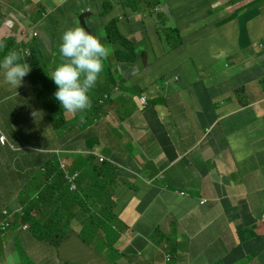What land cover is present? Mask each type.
<instances>
[{"label": "crops", "instance_id": "obj_1", "mask_svg": "<svg viewBox=\"0 0 264 264\" xmlns=\"http://www.w3.org/2000/svg\"><path fill=\"white\" fill-rule=\"evenodd\" d=\"M74 26L103 34L111 55L90 109L73 115L58 101L65 124L52 122L30 72L15 88L0 70V209L21 215L20 189L53 160L84 185L103 167L120 254L77 232L52 245L13 222L0 231V264H220L241 242L238 225L257 239L243 235L251 254L235 264H264V0H0V59L16 49L27 63L35 48L54 94L62 33ZM172 28L177 47L158 35ZM123 38L137 42L133 62L115 57Z\"/></svg>", "mask_w": 264, "mask_h": 264}, {"label": "trees", "instance_id": "obj_2", "mask_svg": "<svg viewBox=\"0 0 264 264\" xmlns=\"http://www.w3.org/2000/svg\"><path fill=\"white\" fill-rule=\"evenodd\" d=\"M116 28L117 25L115 21H113L108 27L109 30ZM169 31L170 34L168 35L159 32V36L165 45L177 47L180 42L177 45L173 44L169 41L168 37L177 34L179 31L177 29H172ZM116 42H118L119 46L116 53V58L118 61H131L136 59V41L123 38L117 39ZM27 61L31 66L30 80L34 85L35 94L39 100H41L50 116V119L54 124H57L59 121L65 124V117L63 116L62 108L59 106L54 94L49 91L45 73L41 67L37 52L33 47L31 56L28 57ZM87 161L91 162V160ZM55 165L58 166L57 162ZM106 165L109 166L107 163ZM99 168L102 170L103 167ZM96 169V167L93 168V170ZM54 176L58 178V181L54 182L53 184L51 182L46 183L40 190L37 198L30 200L27 205V209L24 210V215L22 216L23 221H28L30 223L33 233L38 238L56 245L67 236L68 230H70L72 227V220L78 217L79 221L82 222L81 231L85 230V233H88V231H94L96 243H102L103 239L106 241L103 251L108 255L112 254L118 256L120 253L118 249L114 247V243L120 235L119 229L121 228L122 221L117 219L118 216L114 212L115 204L113 199L109 201L106 199L110 187L105 182H103L102 173L100 172L97 174H92L90 176L89 184H80L76 190L70 189L68 181L65 177V173L60 169L57 170ZM93 177L97 179L94 180V183L92 181ZM90 186L92 197L89 196V190L87 189ZM86 189L87 191L84 194V201L81 199V196L82 192H84ZM49 191H54V193L58 194V196H56L57 202L53 205H51L52 202L47 197ZM74 200H77L76 207L73 204ZM99 209L102 210L99 212L100 215L103 214L102 212L105 213V221H99V217L97 216V210ZM34 211L35 214L32 215L31 212ZM251 224H254V222L251 221ZM237 228L241 242L223 260V262H230L229 264H235V262L243 256H250L251 254L252 245L247 244L248 241L245 240L243 235L247 237L253 236V238L249 240L252 241V244L253 241L257 239L254 226L251 228L238 225ZM82 236L88 238L89 240L92 239L88 234ZM162 236L164 235L162 234ZM231 258L233 259L231 260Z\"/></svg>", "mask_w": 264, "mask_h": 264}, {"label": "clouds", "instance_id": "obj_3", "mask_svg": "<svg viewBox=\"0 0 264 264\" xmlns=\"http://www.w3.org/2000/svg\"><path fill=\"white\" fill-rule=\"evenodd\" d=\"M85 13L91 14V12L89 11H86L83 14ZM172 29H177V28H172ZM18 34L21 37V41H26V42L29 41V38L23 35L22 28L19 30ZM168 34H170V31L168 32ZM177 34H179V32ZM102 35L103 34H101V36H97L92 32L86 30V28L83 26L70 27L62 33V37H61L62 42L59 46L61 62L52 71L50 77L53 80L54 84L57 86V91L54 93V96L67 113L75 115L76 113L84 112L85 110L91 108V98L89 96V92L95 86L97 80L99 79L100 74L103 72L105 60L111 55V49L106 47L105 44L102 42ZM175 35H171L170 37L173 38ZM37 36H38V32L36 31L33 32L31 35L32 38H36ZM5 47L6 45L3 43V41H0V49H4ZM114 51L116 57L117 49L115 48ZM31 53H32L31 48L24 49V59L26 60L27 63H28L27 59L28 57L31 56ZM135 54H136V49H135ZM136 58H137V54H136ZM22 59L23 58L21 53L16 49L9 50L3 56V58L0 59V70H2L3 72L4 80L9 85L15 88H17L22 84L23 78L30 72V68H31L29 63L27 64L25 62H22ZM133 61L134 60L119 61V62H133ZM141 99L143 106L146 107L148 101L147 96H143ZM2 130L3 129L0 127V143L2 145H6L8 144V141ZM9 146H11V144H9ZM99 161L105 162V160H100V158ZM56 162L58 166L55 165ZM49 168L50 169L47 172H43V173L40 172L43 175V182L40 186L32 190V187H35V183H33L32 185L25 184L20 189L19 200L23 204L22 205L23 213L21 215L15 216L16 211H11V209L10 210L7 208L0 209L1 232H5L8 228H10L13 225L15 219H17V217H20L22 223L24 222L22 216L24 215V210L27 209L28 203L30 202L31 199L37 198L40 190L46 183L51 182L53 184L54 182L58 181V178L54 176V174L57 172L58 169H60L65 173V177L68 181L71 190L78 189L80 184L84 185L83 183L86 182L83 173L81 176L79 175V173L76 172L70 173L65 169V165L61 164L58 160L51 161ZM98 169L100 168H97L96 170ZM44 175H45V179H44ZM109 189L110 190L108 191V196L106 197V199L108 201L113 199L115 204L113 187H110ZM73 202H74L73 203L74 206L76 207L77 200H74ZM114 210H115V206H114ZM31 214L34 215L35 211L31 212ZM24 224H26L25 228L30 227V231H32V227L28 221H25ZM105 242H106L105 239H103L102 243L99 244L97 243V247L101 250V253L103 252V247L105 245ZM227 255H225L220 259L219 261L220 264L230 263V262H223V260L226 258ZM166 259L167 260L170 259L169 255H167ZM232 259L233 258H231V260Z\"/></svg>", "mask_w": 264, "mask_h": 264}, {"label": "rangeland", "instance_id": "obj_4", "mask_svg": "<svg viewBox=\"0 0 264 264\" xmlns=\"http://www.w3.org/2000/svg\"><path fill=\"white\" fill-rule=\"evenodd\" d=\"M41 67H42V69H43L42 64H41ZM43 70H44V69H43ZM30 81H31V80H30ZM32 134H33V132H29V136H31ZM93 171H95V170H93ZM100 172H101V169H98V172H97V173H100ZM97 173H96V174H97ZM92 174H95V173L93 172ZM94 180H97V179L94 177V178L92 179V181L94 182ZM33 181H34V183H35V187H32V190L35 189V188H37L38 186H40V185L42 184V182H43V175H42L41 173H38V174L35 176V179H34ZM88 190H89V196L92 197L91 187H89ZM86 191H87V190H86ZM86 191L84 192V194L86 193ZM84 194H83V192H82V196H81L82 198H81V199H83V200L85 201ZM56 196H57V194L54 193V191H49V193L47 194L48 199L52 202L51 205H53V204H55V203L57 202V201H56ZM86 208H87V206H86ZM100 211H102V210H101V209L97 210V216L99 217V221H105V220H106V215H105L104 212H102L103 214L100 215V214H99ZM92 214H93V213H92ZM93 215H95V214H93ZM117 219H120V218L117 217ZM14 222H19V223H21V219H20V217H17V219H15ZM81 223H82V222L79 221L78 217H76L74 220H72V222H71L72 227H71L70 230H68V233L70 234L71 232H77V233L79 234V236L84 240V242H86V243L92 245L96 250H98V251L101 252V250L97 247L96 237L94 236V231H90V232L88 231V233H85V230H82V231H81V228H82ZM14 227H15V226H12L8 231L13 230ZM85 234H86V235L88 234L92 239L89 240L88 238H85L84 236H82V235H85Z\"/></svg>", "mask_w": 264, "mask_h": 264}, {"label": "water", "instance_id": "obj_5", "mask_svg": "<svg viewBox=\"0 0 264 264\" xmlns=\"http://www.w3.org/2000/svg\"><path fill=\"white\" fill-rule=\"evenodd\" d=\"M90 15H91L90 13H85V14H83V15L80 17V22H81V24L85 25L84 19L87 20V18H88Z\"/></svg>", "mask_w": 264, "mask_h": 264}]
</instances>
